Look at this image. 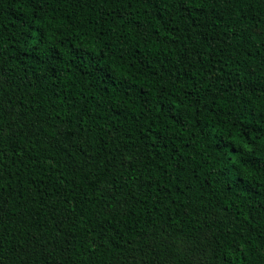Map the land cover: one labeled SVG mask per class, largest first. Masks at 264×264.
<instances>
[{"label": "trees", "instance_id": "obj_1", "mask_svg": "<svg viewBox=\"0 0 264 264\" xmlns=\"http://www.w3.org/2000/svg\"><path fill=\"white\" fill-rule=\"evenodd\" d=\"M0 264H264V0H0Z\"/></svg>", "mask_w": 264, "mask_h": 264}]
</instances>
